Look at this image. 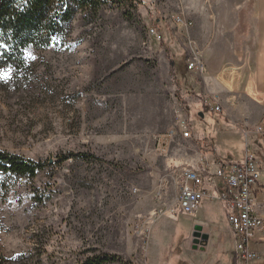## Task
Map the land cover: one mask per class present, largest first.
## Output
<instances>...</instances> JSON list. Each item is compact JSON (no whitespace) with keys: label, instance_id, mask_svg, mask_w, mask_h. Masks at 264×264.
I'll use <instances>...</instances> for the list:
<instances>
[{"label":"rangeland","instance_id":"374dc122","mask_svg":"<svg viewBox=\"0 0 264 264\" xmlns=\"http://www.w3.org/2000/svg\"><path fill=\"white\" fill-rule=\"evenodd\" d=\"M133 2L132 19L117 7L91 24L79 14L64 42L28 52L24 75L0 68V149L51 163L34 178L0 173L7 264H81L101 254L132 264H244L231 253L221 202L199 215L177 202L185 158L204 161L200 140L169 134L184 123L192 132L208 112L207 83L190 91L185 82L190 41L208 69L206 0ZM69 152L94 159L55 163ZM37 193L50 199L40 204ZM195 227L208 239L195 244ZM245 264H264V252Z\"/></svg>","mask_w":264,"mask_h":264},{"label":"crops","instance_id":"0c3cea01","mask_svg":"<svg viewBox=\"0 0 264 264\" xmlns=\"http://www.w3.org/2000/svg\"><path fill=\"white\" fill-rule=\"evenodd\" d=\"M205 13L208 69L195 77L185 71V82L188 87L207 83L202 84L204 105L209 109L210 95L217 96L221 111L198 113L201 120L192 123V135L201 141L204 161L185 158L183 167L213 173L219 163H238L250 155L264 170V140L258 133V127L264 129V0H206ZM242 140L245 151L239 155L236 144ZM262 191L264 176L257 195L263 212ZM253 250L257 256L264 252V233ZM231 253L235 257L234 248Z\"/></svg>","mask_w":264,"mask_h":264},{"label":"trees","instance_id":"16d2710c","mask_svg":"<svg viewBox=\"0 0 264 264\" xmlns=\"http://www.w3.org/2000/svg\"><path fill=\"white\" fill-rule=\"evenodd\" d=\"M134 0H0V68L12 67L16 73L28 72V52L48 51L58 42H64L72 33L75 18L81 14L89 24L99 19L107 7H117L132 19L128 8ZM133 7V6H132ZM187 71V66L185 67ZM93 161L88 153L58 155L55 163L62 165L71 159ZM51 163L35 161L0 149V173L18 177H36ZM42 204L50 196L36 194ZM132 264L118 255L101 254L88 257L81 264ZM0 264H7L0 257Z\"/></svg>","mask_w":264,"mask_h":264},{"label":"built area","instance_id":"2783aa9c","mask_svg":"<svg viewBox=\"0 0 264 264\" xmlns=\"http://www.w3.org/2000/svg\"><path fill=\"white\" fill-rule=\"evenodd\" d=\"M177 25L185 24L181 16L173 18ZM151 35L156 40H162V34L152 27ZM187 73L191 77L205 74V65L200 51L195 43L189 42ZM190 50V51H189ZM218 97L210 95L207 106L211 113L220 112ZM174 128L169 138L178 134L188 139L192 132L186 127ZM185 128L184 130H182ZM258 133L264 140V129L258 127ZM238 163H219L215 172L184 168L177 171L179 193L177 202L184 215H191L200 210L207 202H221L227 214V221L232 233L234 254L240 263H249L258 258L253 246L258 244L264 233V215L258 203L259 182L264 176V170L256 158L246 155Z\"/></svg>","mask_w":264,"mask_h":264},{"label":"water","instance_id":"95a60500","mask_svg":"<svg viewBox=\"0 0 264 264\" xmlns=\"http://www.w3.org/2000/svg\"><path fill=\"white\" fill-rule=\"evenodd\" d=\"M201 227H195V230H197V232L194 234V237H195V241H194V243L195 244H198L199 242H198V239L199 238H202L203 240H207L208 239V237H207V235H202V234H200V232H201Z\"/></svg>","mask_w":264,"mask_h":264},{"label":"snow or ice","instance_id":"6c2138e0","mask_svg":"<svg viewBox=\"0 0 264 264\" xmlns=\"http://www.w3.org/2000/svg\"><path fill=\"white\" fill-rule=\"evenodd\" d=\"M0 78H7V73H0Z\"/></svg>","mask_w":264,"mask_h":264}]
</instances>
